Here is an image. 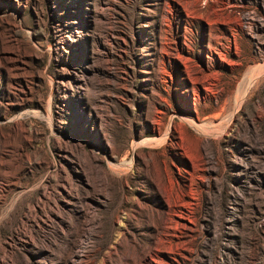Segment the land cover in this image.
Returning a JSON list of instances; mask_svg holds the SVG:
<instances>
[{"label":"rangeland","instance_id":"rangeland-1","mask_svg":"<svg viewBox=\"0 0 264 264\" xmlns=\"http://www.w3.org/2000/svg\"><path fill=\"white\" fill-rule=\"evenodd\" d=\"M0 264H264V0H0Z\"/></svg>","mask_w":264,"mask_h":264},{"label":"bare ground","instance_id":"bare-ground-1","mask_svg":"<svg viewBox=\"0 0 264 264\" xmlns=\"http://www.w3.org/2000/svg\"><path fill=\"white\" fill-rule=\"evenodd\" d=\"M249 85V84H248ZM204 128V127H203ZM196 129H197V127H196Z\"/></svg>","mask_w":264,"mask_h":264}]
</instances>
